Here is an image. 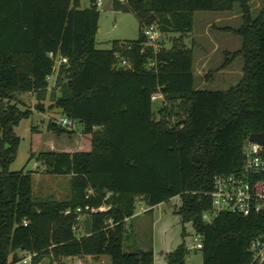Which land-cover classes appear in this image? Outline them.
Returning <instances> with one entry per match:
<instances>
[{"label":"trees","instance_id":"1","mask_svg":"<svg viewBox=\"0 0 264 264\" xmlns=\"http://www.w3.org/2000/svg\"><path fill=\"white\" fill-rule=\"evenodd\" d=\"M93 2L82 8L80 0H0V264H16L23 254L35 255L32 264L102 256L110 264H153L151 250L123 251L125 222L137 200L151 210L173 199L179 200L173 213L181 237L186 225L201 237L202 264H250L248 247L264 234V210L248 218L220 214L209 224L202 217L211 215L213 177L238 171L248 137L264 134V0L255 17L249 0H125V6L111 0L115 10L135 16L139 34L134 42H113L110 51L95 48L99 13ZM233 11L241 25L228 33L240 40L232 59H242L241 79L225 91L196 88L191 49L140 54L144 26H157L164 37L183 36L195 13ZM123 43L132 45L122 54L131 69L118 72L114 53ZM49 54L66 60L52 90ZM152 59L156 72L144 69ZM48 91L59 94L53 98L59 116L81 126L87 139L78 149L75 139L72 147L61 142L55 150L50 142L39 152L43 135L31 129L38 141L30 159L37 154L44 172L69 176L65 202L34 200L32 173L9 171L19 146L14 129L31 112L3 103L31 93L41 99ZM155 94L163 100L154 113ZM46 131L58 140L75 138L54 122ZM101 205L110 209L90 216L89 235L73 232L74 217L63 216ZM186 253L181 243L164 263L184 264Z\"/></svg>","mask_w":264,"mask_h":264},{"label":"rangeland","instance_id":"2","mask_svg":"<svg viewBox=\"0 0 264 264\" xmlns=\"http://www.w3.org/2000/svg\"><path fill=\"white\" fill-rule=\"evenodd\" d=\"M81 1L84 5H88L87 0ZM262 1L249 0L252 17L258 13ZM122 5L125 6V3ZM98 13V31L95 36L96 50L110 51L113 42H134L137 40L139 24L131 12L115 10L111 7L109 11L101 9ZM240 25L241 20L237 11L223 14L195 13L190 33L183 36L167 35L164 48L170 50L183 46L191 49L196 88L207 91H225L241 79L242 59L239 56L232 59V54L240 49V40L228 33V30H236ZM53 83L54 76L49 80V90H52ZM58 96L59 94H51V91H48L43 98L39 99L31 93L18 97L19 100L17 99L16 102L3 103L5 106H16L21 111L31 112L30 118L22 120L14 129L15 135L19 138V146L9 171L11 173H32V195L37 201H69L71 184L69 176L58 177L44 172L36 159L37 154L30 159L31 151H35L38 141V137L32 135L31 129L34 128L43 135L39 152L47 151L50 142L56 145L54 146L55 150H61L62 148H58V143L64 142L68 145L71 144L70 147H72L76 139L77 147L75 149H78L87 141L81 136L82 127L79 125L74 127L73 137L75 138L72 139L63 136L58 140L54 134L46 131L49 122L55 123L57 119L61 118L53 105V98ZM159 104L160 100L153 102L154 113ZM38 105H41L42 111L37 110L36 106ZM168 122L173 125L175 120L170 118ZM140 204L144 203L137 200L134 216L125 222L127 239L123 242L124 252L151 250L153 264H165V255L173 252L181 243H184L186 248L193 245L194 233L191 228L188 225L184 226L185 236L182 238V227L178 217L173 213L179 207L178 199L160 204L151 210L147 208V213H141ZM174 207L175 209H173ZM77 233L79 236L83 235L80 229ZM69 262L78 264V261L74 259ZM47 263V259L42 262V264ZM56 264L63 263L60 261ZM79 264H110V261L106 256L84 257ZM184 264H202L201 252H187Z\"/></svg>","mask_w":264,"mask_h":264},{"label":"built area","instance_id":"3","mask_svg":"<svg viewBox=\"0 0 264 264\" xmlns=\"http://www.w3.org/2000/svg\"><path fill=\"white\" fill-rule=\"evenodd\" d=\"M109 1V0H108ZM118 4H124L125 0H115ZM107 1L106 0H94L93 7L96 10H103ZM141 37L143 44L141 45L140 54L149 49L152 52V56L155 57L164 48L165 37L161 34L160 30L155 25L144 26L141 28ZM132 45L123 43L117 46V51L114 53V58L117 62V67L122 69H131L128 60L122 57L123 52L131 51ZM49 59L53 62L51 77L56 76L61 65L66 64V60L52 54L48 55ZM144 69L149 72H156V60L152 59L147 62ZM47 78V81L51 79ZM160 100L163 98L159 94H155L151 97V102ZM59 127L73 131L76 123L71 120L61 117L56 122ZM245 150L242 154V164L238 171L227 175H217L212 179L211 191L208 194L211 205V215L204 214L202 219L207 224L210 223L212 218L217 217L220 214H228L241 218H248L251 216H258L264 210V146L256 143L246 141L244 146ZM110 209L107 205H101L97 209H90L89 207L76 208L74 210L68 209L63 213L65 217H74L75 223L72 227L73 232H78L80 229L84 232L82 222L89 220L90 216L105 213ZM141 213L147 212V207L144 204H140ZM111 223V222H109ZM27 221L22 222V226H27ZM85 234V232H84ZM201 237L194 235L193 245L186 248L187 252L200 251L201 250ZM248 253L250 256V264H264V234H260L255 237L249 244ZM35 255L23 254V258L16 264H32V259ZM47 259V258H45ZM43 259L41 261L44 262ZM80 263L81 259L72 258ZM68 259L62 261L63 264H70ZM48 260V259H47ZM49 264V260L48 263ZM52 264H56L55 262Z\"/></svg>","mask_w":264,"mask_h":264},{"label":"water","instance_id":"4","mask_svg":"<svg viewBox=\"0 0 264 264\" xmlns=\"http://www.w3.org/2000/svg\"><path fill=\"white\" fill-rule=\"evenodd\" d=\"M111 9V0L107 1L105 7L103 8V11H109ZM118 72H122V68L117 69ZM248 141L251 143H256L258 145L264 146V134H253L248 137ZM245 148H243V151ZM175 209V207L173 208ZM82 226L84 228V232L86 235L90 234L91 227H90V221L89 220H84L82 222Z\"/></svg>","mask_w":264,"mask_h":264},{"label":"crops","instance_id":"5","mask_svg":"<svg viewBox=\"0 0 264 264\" xmlns=\"http://www.w3.org/2000/svg\"><path fill=\"white\" fill-rule=\"evenodd\" d=\"M81 1V0H80ZM88 1V0H87ZM81 6H82V8H87L88 7V5H84V3H82V1H81ZM237 52V51H236ZM49 90V89H48ZM26 95H30V94H26ZM34 95V94H33ZM24 95H22V96H20V97H23ZM19 97V98H20ZM19 98H18V100H19ZM58 120V119H57ZM56 120V121H57ZM49 145H50V143H49ZM58 147H61V145H59Z\"/></svg>","mask_w":264,"mask_h":264}]
</instances>
